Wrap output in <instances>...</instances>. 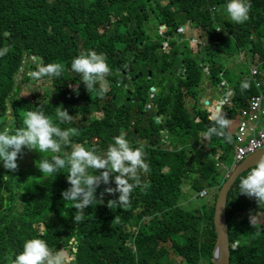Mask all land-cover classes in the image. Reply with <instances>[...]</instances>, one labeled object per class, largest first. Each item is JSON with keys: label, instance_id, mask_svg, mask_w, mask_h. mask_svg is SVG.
Instances as JSON below:
<instances>
[{"label": "trees", "instance_id": "obj_1", "mask_svg": "<svg viewBox=\"0 0 264 264\" xmlns=\"http://www.w3.org/2000/svg\"><path fill=\"white\" fill-rule=\"evenodd\" d=\"M186 1L200 10L187 17L204 30L209 26L213 42L222 40L227 46V41H232L235 50L251 58L256 55L264 73V0H250L249 20L243 24L228 20L219 33L212 23L207 24L211 19L206 16L210 6L226 4L227 0ZM149 8L152 6L146 0H0V47H10L8 54L0 57V130L8 125L10 116L7 127H23L24 113L38 106L55 121V108L62 106L73 120L64 124L57 121L58 126L75 127L80 133L71 138L73 144L94 146L102 154L123 129L133 147L144 145L151 169L141 174L142 185L134 189L124 207L108 208V200L117 199L119 194L105 193L100 200L105 187H116L114 181L101 184L97 201L84 209L83 221L75 224L77 210L61 195L70 187L67 168L43 175L34 159L28 167L23 165L22 153L15 171L6 170L0 162V264H10L23 250L24 242L34 238L45 240L50 248L66 249L72 257L70 264H213L215 203L236 167L232 165L235 138L231 134L232 142L228 143L224 138L204 136L206 144L202 146L200 135L212 125L210 114L199 110L193 119L181 97L158 107V116L163 117L160 124L155 122L156 111L148 107V97L142 102L139 95L127 99L131 95L120 79L122 70L144 66L154 57L163 59L157 62L156 70L162 74L176 64L178 52L183 51L177 42L162 48L163 38L175 35L178 28L172 16L164 21V14L160 28L166 27V31L162 35L157 31L159 41L151 51H145ZM120 42L126 43L123 50L116 45ZM168 47L172 48L165 52ZM136 48L142 52L136 53ZM88 50L105 54L112 69L103 97L88 93L80 75L71 71L73 58ZM215 57L211 55L210 73L215 84L223 79L230 84L232 104L223 111L232 121L256 90L241 88V82H249V74L239 75L238 80L226 79L224 67L216 60L213 66ZM50 62L63 63L65 72L59 78L38 81L45 89H36L31 99L22 98L17 79L36 83L29 73L37 64ZM189 63L187 60L186 77L193 82ZM160 131L167 132L166 141ZM23 151L29 150L25 147ZM65 151L70 152L71 147H62L60 154ZM247 174L236 180L227 198L230 264H264V225L252 227L249 223L250 214L264 219V204L258 205L255 198L240 194L238 189L240 179ZM187 183L197 195L210 192L204 204L192 211L180 205ZM170 252L180 261L169 258Z\"/></svg>", "mask_w": 264, "mask_h": 264}, {"label": "clouds", "instance_id": "obj_2", "mask_svg": "<svg viewBox=\"0 0 264 264\" xmlns=\"http://www.w3.org/2000/svg\"><path fill=\"white\" fill-rule=\"evenodd\" d=\"M148 1L150 4H147L152 6L153 0H146V2ZM169 3L172 4L168 6V10L170 7H175L173 4H185L184 0H172ZM251 7L250 0H227V3L223 6V11L232 22L243 24L250 18ZM151 10H154L157 16H160V19L161 15L164 14V8H159L158 11L157 7L152 6L147 10L149 18H152ZM160 21L156 22L154 27H150L149 22L147 23L146 27L149 35L150 32L154 33L156 29L162 33L166 31V27L161 30ZM215 30L220 31V29ZM164 47L163 44L162 48ZM9 51V46L0 47V57H4ZM165 52H168V50L166 49ZM65 70V65L61 62L37 64L36 70L31 71L29 76L37 81L44 78L53 79L61 77ZM253 70L258 71V69ZM71 71L80 75L88 93L95 92L100 97H103L106 93L108 88L107 77L111 74L112 69L107 63L105 54H98L95 50L81 52L71 61ZM153 73L157 77V82L161 83L162 89L168 71H162V74H159V72ZM181 76L186 77V73ZM262 79H264V75L261 74V77H258L257 80L261 81ZM97 85H99L98 88ZM153 86L151 85L148 92L144 93L143 96L139 95L140 101L142 102L146 97H148L146 100L152 99V101H149L148 107L156 111V121L160 120L161 123L163 117L158 116V107L160 108V105L165 102L159 100L161 92L157 93L156 88ZM249 87L248 82H241L242 89L246 90ZM152 90L153 94H150ZM225 98L224 92L221 100L210 106L209 119L212 125L204 135L207 139L216 136L231 143L232 136L227 130L232 122L223 111L226 106ZM169 106L167 105V107ZM185 108L191 116H194L192 111H189L187 107ZM55 109V121L45 114L42 107L38 106L37 110H29L24 113L23 127L13 130L6 126L0 130V162H3V167L8 171L17 170V160L25 147L40 154L53 153L50 157L41 155V159L36 161L35 164L43 175H51L63 168L68 169L66 178L70 187L64 190L61 195L64 201L73 202L72 208L77 210L73 214L75 224L83 221L84 209L92 206L97 201L96 192L101 184L110 185L114 181L116 187H105L104 191L100 193V200H103L105 193L110 195L119 194L117 199L108 200V208L112 209L114 205L118 207L127 206L130 203V197L134 189L142 185L141 174H147L151 170L150 164L145 159L144 145L140 144L133 147L123 129L120 130L119 135L113 137V142L108 145L107 150L102 154H98V150L94 146L88 148L84 144H73L71 138L78 136L80 134L79 130L75 127L61 128L58 126V123H71L73 116L62 106ZM160 132L162 134L167 133L166 131ZM62 147H71V151H65L61 155ZM234 165L237 166L238 164ZM90 169L99 174H93L89 171ZM238 189L240 194L255 198L258 205L264 204V155H261L254 166L250 167L248 174L240 179ZM201 194L206 195V197L202 195V199H205L210 192L203 191ZM249 223L252 227L256 226L257 219L255 215L250 214ZM71 259L72 257L66 249L50 248L45 240L34 238L24 242L23 250L10 260V264H70Z\"/></svg>", "mask_w": 264, "mask_h": 264}, {"label": "crops", "instance_id": "obj_3", "mask_svg": "<svg viewBox=\"0 0 264 264\" xmlns=\"http://www.w3.org/2000/svg\"><path fill=\"white\" fill-rule=\"evenodd\" d=\"M216 7L215 6H210V11L209 14L206 16L207 19H211V22L207 21V24L212 23V28L215 29H220V31H224V25H221L220 23H218V21L216 20V15L214 12H216ZM192 13H200V10H195L191 5H189L188 3L185 4H178L177 7H173V9H169L166 13H164V21L167 20V18L169 16L173 17V20H175L176 24L178 25V28L175 29V35H171L168 34L167 37H165L163 40V44L165 45H169L172 43L177 42L180 39H184V41L179 44V45H187L189 42V39L191 38V43L189 45V48L187 50H185L183 48V51H181V53H178V57L176 58V64H172V66L168 69V75L165 77L164 81H165V85L164 87L161 89V83H158L157 86V93L161 92L160 98L159 100L161 102H172L175 99H179L180 97L182 98L185 107H187L186 105V100H190L193 104H195L196 108H188L189 111H192V115L195 114V110L197 109L198 105H200V111H205L208 114H210L209 112V108L210 106L214 105L216 101H220L222 96L219 97L218 96V92L219 90H221L220 85L223 86V89H226L227 91L230 92V95L228 96V98L225 99L226 102V106L223 108L225 109L226 107L231 106V100H232V96H233V91L230 88V84L226 83L227 81L225 79L222 80L221 84H215V80L212 76V74L210 73V67L212 64L211 61V55L216 56V52L219 54L221 51H223V48L225 47V43L222 40H216L215 43L211 40L209 34H208V27L206 26V29L204 30L202 26H199L198 23H196L193 19L188 18L187 14H192ZM226 21V25H227ZM217 31V30H216ZM220 31H217L218 33ZM202 34H205L207 37H209L206 42H201L202 40ZM157 43L159 40L156 38L155 39ZM186 43V44H184ZM227 43L229 44H233L232 41H227ZM198 44V47H197ZM207 44V46H206ZM213 44V45H212ZM212 45V46H211ZM172 47H168L167 50L168 52L171 50ZM200 48V49H198ZM207 50V51H205ZM191 52L188 56L185 55L186 52ZM199 51V53H198ZM185 52V53H184ZM243 52V51H240ZM254 58H257V56L255 55ZM253 59V58H251ZM258 59V58H257ZM153 60H150L149 63L152 64L153 67L157 66V62H163V59L158 60L157 58ZM187 60L190 62L189 63V67H191V71L190 74L193 77V82L190 81V77L189 78V83L187 85H178V84H171L168 83V81L170 80L171 77H176V76H181L184 73H186L187 75ZM215 60L219 63V66H223V64L220 62V59L217 58V56L214 59L213 62V66L214 64H217L215 62ZM259 61V60H258ZM197 64V69L195 70ZM194 67V69H193ZM258 69L257 67H253L250 69ZM157 70V67H156ZM250 71L248 74H250ZM259 71V70H258ZM239 75H241L242 77V73H240ZM222 77V75H221ZM199 79L198 81L196 79ZM157 79V77H156ZM239 79V77H238ZM235 79V80H238ZM262 82V86L261 88L257 89L253 82V88H255L256 93L257 94H264V92H262V88H264V79L261 80ZM187 88V89H185ZM196 90V93L194 92V90ZM210 88H212L211 90H209ZM219 88V89H218ZM226 93V92H225ZM224 94V92H223ZM198 97V99H196ZM209 100L210 104L209 105H205V101ZM213 103V104H211ZM245 107V106H244ZM243 107V108H244ZM241 108L238 111V114L235 116V118L231 121V126L228 129V131L230 132V134L235 135L236 131H237V125L238 122L240 120V111L243 109ZM237 117V119H236ZM233 160V158H232Z\"/></svg>", "mask_w": 264, "mask_h": 264}, {"label": "rangeland", "instance_id": "obj_4", "mask_svg": "<svg viewBox=\"0 0 264 264\" xmlns=\"http://www.w3.org/2000/svg\"><path fill=\"white\" fill-rule=\"evenodd\" d=\"M225 5H218L215 4L216 7V20L218 21V23H220L221 25H224L226 21L230 20L228 18V16L226 15V13L223 11V6ZM160 35H162V32L159 33ZM202 40L201 42H206V40L209 38L207 37L205 34H202ZM157 38V29L153 32H150V35H148L145 38V41L147 43V47H148V51H151L152 46H151V42L153 40H155ZM215 43V42H214ZM119 48V50H123L124 49V44L122 42L117 43L116 44ZM226 48H223L219 54L216 52V56L217 58L220 59V62L223 64L224 66V73H227V77L226 79H230V80H235L238 79L239 74L242 73L244 75H248L249 71L251 68L253 67H257L260 74L264 75V73H262V68L261 63L258 61L257 58H253L251 59V57L249 55H247L244 52H240L234 49L233 44H228L227 46H225ZM179 54L181 53V51L178 52ZM190 54V52H186L185 55L188 56ZM148 60L145 64L144 67L143 66H139L138 69L141 70L145 75L148 73V71H152V72H156V68L153 66H150ZM133 73H131L130 75H132ZM19 81V87L21 88V94L20 96L22 98H26V99H31L33 97V93L36 89H40V90H44L45 88L39 84V82L37 81L36 83H24L21 82V80L18 78L17 79ZM197 81L199 80L198 78L196 79ZM250 87L253 88L252 86V79H249ZM130 85L133 87L134 86V82H133V77L130 78ZM151 85H154L153 87L156 88L157 90V86L158 83L157 82H151ZM187 89V88H185ZM194 92L196 93V90L194 89ZM198 99V97L196 98ZM152 101V99H150ZM205 104V103H204ZM213 104V103H211ZM186 105L188 108H196L195 104H193L190 100H186ZM200 110V105H198L197 109L195 110V114L193 116V119H195V117L197 116V111ZM191 113V112H190ZM10 119L11 116L9 117V121H8V125L10 124ZM155 122L157 124H160V120ZM194 123V122H193ZM164 135V139L163 141H166L167 136L166 133H163ZM201 145L204 146L206 144L205 142V138H204V133H201ZM234 144H235V148L233 149V156H234V160L236 157V154L238 153V149L240 148V145L237 143L236 140H234ZM53 153H38L36 151H23L22 152V156L24 157V163L23 165L28 167L29 163L31 160L34 159V161H38L41 159V155L45 156V157H50ZM243 160H239V163H241ZM232 165H234V162H232ZM185 187V189H184ZM216 192V191H215ZM183 193H184V198L183 200L180 202V205L185 209V210H193L197 207H201L204 202L206 201L205 199H202V195L203 194H195L192 189H191V184L187 183L185 184V186L183 185ZM203 197H206V195H203ZM211 206V205H209ZM257 219V224H262L264 225V219H262L261 217L256 218ZM149 220H145V222H148ZM169 258L176 260L177 262L180 261V258H178L175 254L173 253H169Z\"/></svg>", "mask_w": 264, "mask_h": 264}, {"label": "built area", "instance_id": "obj_5", "mask_svg": "<svg viewBox=\"0 0 264 264\" xmlns=\"http://www.w3.org/2000/svg\"><path fill=\"white\" fill-rule=\"evenodd\" d=\"M250 78L254 86L259 89L262 82L258 81L261 74L257 70L250 71ZM229 91L225 96L228 98ZM225 98V99H226ZM235 140L240 145L234 164L244 160L257 150L264 149V94H257L249 98L245 107L240 111V120L235 133Z\"/></svg>", "mask_w": 264, "mask_h": 264}, {"label": "water", "instance_id": "obj_6", "mask_svg": "<svg viewBox=\"0 0 264 264\" xmlns=\"http://www.w3.org/2000/svg\"><path fill=\"white\" fill-rule=\"evenodd\" d=\"M221 90L218 92L219 97H223V86L220 85ZM218 88V89H219ZM210 88L209 90H211ZM153 94V90L150 92ZM210 101H205V105H209ZM261 155H264V149L250 154L246 159H244L240 164H238L227 177L225 183L221 186L214 210V228L216 232V241L213 250V264H230V249L231 245L228 237V226L226 223V204L227 198L234 186L236 180L244 173L249 171L251 166H254L256 161Z\"/></svg>", "mask_w": 264, "mask_h": 264}, {"label": "flooded vegetation", "instance_id": "obj_7", "mask_svg": "<svg viewBox=\"0 0 264 264\" xmlns=\"http://www.w3.org/2000/svg\"><path fill=\"white\" fill-rule=\"evenodd\" d=\"M171 1L172 0H153L152 1V3H153L152 6L153 7H157L158 11H159V8H164V13H166L168 11V6L172 4V3H169ZM184 2L187 3L186 0H184ZM147 3L150 4L149 1ZM169 9H173V7H170ZM150 13L152 15V18L148 19L149 26L150 27H154L155 23L160 21V16H157V14L155 13L154 10H151ZM130 24H133V22H131ZM191 38L189 39V42H188L187 45H183V48L185 50H187L189 48V45L191 43ZM129 39H131V37H129ZM183 41H184V39L178 40V44H181ZM135 42L139 43L138 39H136ZM155 42H156V40H153L151 42V46ZM122 43L124 45H126L125 42H122ZM139 44L141 46H143L142 43H139ZM206 46H207V44H206ZM197 47H198V44H197ZM198 49H200V48H198ZM134 51L136 53H141L142 52L141 50H139L137 48ZM145 51H148V48ZM205 51H207V50H205ZM198 53H199V51H198ZM154 59L155 58L153 57V61H155ZM149 64H150V66H152L151 63H149ZM120 73H121L120 79L122 80V84L125 87V89L127 90L128 94L131 95V99L135 95L143 96L144 93L148 92V89L151 86V82H157L156 76L154 75V73L152 71H148V73L145 75L141 70H139L138 68L132 67V66L128 67L127 70H122ZM131 73H133V74L130 75ZM131 77H133V82H134V86L133 87L130 85V78ZM157 83H159V82H157ZM168 83L178 84V85H183L184 86V85H187L189 83V78L184 77V76L171 77L170 80L168 81ZM192 90H194V89L192 88ZM127 99L131 100L130 97L127 98Z\"/></svg>", "mask_w": 264, "mask_h": 264}]
</instances>
